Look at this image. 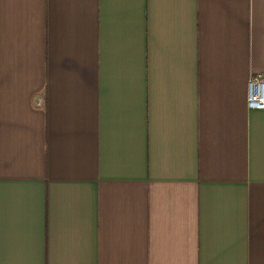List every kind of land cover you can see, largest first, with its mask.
I'll return each instance as SVG.
<instances>
[{"label":"crops","instance_id":"crops-1","mask_svg":"<svg viewBox=\"0 0 264 264\" xmlns=\"http://www.w3.org/2000/svg\"><path fill=\"white\" fill-rule=\"evenodd\" d=\"M264 0H0V264H264Z\"/></svg>","mask_w":264,"mask_h":264},{"label":"built area","instance_id":"built-area-1","mask_svg":"<svg viewBox=\"0 0 264 264\" xmlns=\"http://www.w3.org/2000/svg\"><path fill=\"white\" fill-rule=\"evenodd\" d=\"M246 107L254 110H264V76L252 75L247 81Z\"/></svg>","mask_w":264,"mask_h":264}]
</instances>
